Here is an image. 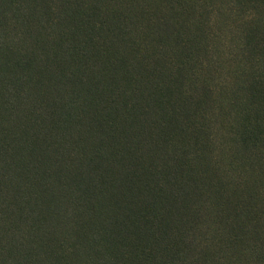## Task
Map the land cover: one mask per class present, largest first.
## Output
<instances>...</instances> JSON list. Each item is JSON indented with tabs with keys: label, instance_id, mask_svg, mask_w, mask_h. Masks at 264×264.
Instances as JSON below:
<instances>
[{
	"label": "trees",
	"instance_id": "1",
	"mask_svg": "<svg viewBox=\"0 0 264 264\" xmlns=\"http://www.w3.org/2000/svg\"><path fill=\"white\" fill-rule=\"evenodd\" d=\"M0 264H264V0H0Z\"/></svg>",
	"mask_w": 264,
	"mask_h": 264
}]
</instances>
